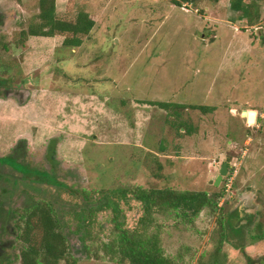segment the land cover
Segmentation results:
<instances>
[{
	"label": "rangeland",
	"instance_id": "1",
	"mask_svg": "<svg viewBox=\"0 0 264 264\" xmlns=\"http://www.w3.org/2000/svg\"><path fill=\"white\" fill-rule=\"evenodd\" d=\"M173 2L55 0L58 20L82 10L94 21L73 50L61 47L67 34L23 38L38 23L39 0H0V158L54 180L0 166V264H22L15 224L39 201L52 202L69 244L59 264H128L109 260L102 246L116 224L138 226L135 188L221 192L223 211L206 209L190 225L154 215L162 247L177 264H212L214 256L247 264L227 242L217 253L218 217L251 236L264 230V0H255L254 26L229 0L189 10ZM179 122L194 133L178 132ZM226 159L228 174L214 187ZM250 208L254 221L228 218ZM241 244L248 264H264V239L247 235Z\"/></svg>",
	"mask_w": 264,
	"mask_h": 264
},
{
	"label": "trees",
	"instance_id": "2",
	"mask_svg": "<svg viewBox=\"0 0 264 264\" xmlns=\"http://www.w3.org/2000/svg\"><path fill=\"white\" fill-rule=\"evenodd\" d=\"M199 0H174L173 5L179 7L192 8ZM211 3H218L220 0H207ZM40 12L38 15V23L33 24L27 30L22 32L23 38H55L57 34H67L61 47L69 49H78L83 45V39L94 28V21L90 19L88 14L82 10L75 13V20L72 22H62L56 18L55 0H39ZM230 9L236 13H241L240 20H246L249 26H254L259 19L258 7L255 0H229ZM24 44V41H21ZM24 47V46H21ZM0 49L7 50V46L0 44ZM150 106L159 107L163 110L170 109L176 112L177 109H185L184 106L175 105L165 102H145ZM192 110L208 111L203 106H192ZM184 129L185 134L191 135L194 129L187 126L184 122H179L178 132ZM23 152V149L18 148ZM163 152V148H161ZM51 160V158H50ZM6 164L11 170L13 165L17 168H26L25 173L17 172L23 175H34L40 180L54 183L52 177L48 173H37L36 171L27 170V167H20L10 157L0 160ZM52 161V160H51ZM132 197L142 205L143 215L139 220L138 226L134 230L123 228L121 224L114 227L113 239L102 246L106 257L111 261L128 264H177L174 260L168 258L162 247L160 229L155 226L154 215L164 217H174L182 224H192L196 218L204 210L211 213L223 211L219 207V201L222 193L218 192L211 198L206 193L198 192H178L173 190H156L135 188L130 191ZM5 194V193H4ZM86 198V196H85ZM89 202V201H87ZM86 202V203H87ZM19 214V222H16V230L18 235L16 241L23 247L19 253L22 264H59L62 260H67L69 256V244L67 238L61 229V220L51 203L36 202L32 206L24 208ZM11 215L10 211L5 212ZM229 214V213H228ZM238 213L231 212L228 218H238ZM232 216V217H231ZM228 220L218 217L219 223V246L217 253H220L223 244L229 243L231 248L239 251L250 262V257L245 254L244 244H241L243 238L248 235L251 240H263L264 230L260 229L256 235L251 236L250 228L244 229V226H233ZM243 229H242V228ZM239 229V230H237ZM247 229V230H246ZM243 230V231H242ZM246 230V231H245ZM231 234L235 236L233 240ZM230 238V239H229ZM239 240V242H236ZM241 242V243H240ZM99 259V254H95ZM11 264V262H8ZM212 264H225L213 257Z\"/></svg>",
	"mask_w": 264,
	"mask_h": 264
},
{
	"label": "flooded vegetation",
	"instance_id": "3",
	"mask_svg": "<svg viewBox=\"0 0 264 264\" xmlns=\"http://www.w3.org/2000/svg\"><path fill=\"white\" fill-rule=\"evenodd\" d=\"M2 85L3 84L0 82V88L2 87ZM17 150H19V149H17ZM4 158H6V157H1L0 160L1 159H4ZM4 165H6V164H1V161H0V166L2 167ZM255 216H256V212H255V209L254 208H250L249 211H247V209H244L243 212L241 213V215L240 214L238 215V219L240 221H242L244 218H251V220L254 221L255 220ZM3 222H2V220H0V231L2 230V227L4 226ZM239 226H241V225H239ZM0 244H1V242H0ZM3 244H1L0 247H3ZM7 245L8 244H6L4 246H7Z\"/></svg>",
	"mask_w": 264,
	"mask_h": 264
},
{
	"label": "water",
	"instance_id": "4",
	"mask_svg": "<svg viewBox=\"0 0 264 264\" xmlns=\"http://www.w3.org/2000/svg\"><path fill=\"white\" fill-rule=\"evenodd\" d=\"M251 113H253V112H250L249 117L247 118L248 123L250 122ZM255 123H256V120L254 121V124ZM229 162H230L229 159H226V161L222 164V166L219 170V175L217 176V178L213 182L214 187H218L221 184L222 180L227 176Z\"/></svg>",
	"mask_w": 264,
	"mask_h": 264
}]
</instances>
